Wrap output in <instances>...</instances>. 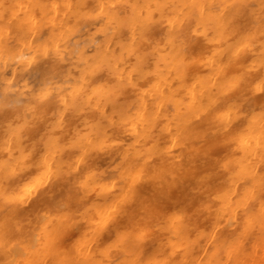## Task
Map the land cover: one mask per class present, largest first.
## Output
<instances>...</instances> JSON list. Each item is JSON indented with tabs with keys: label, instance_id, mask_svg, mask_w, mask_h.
I'll list each match as a JSON object with an SVG mask.
<instances>
[{
	"label": "bare ground",
	"instance_id": "6f19581e",
	"mask_svg": "<svg viewBox=\"0 0 264 264\" xmlns=\"http://www.w3.org/2000/svg\"><path fill=\"white\" fill-rule=\"evenodd\" d=\"M0 264H264V0H0Z\"/></svg>",
	"mask_w": 264,
	"mask_h": 264
}]
</instances>
